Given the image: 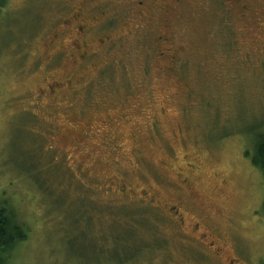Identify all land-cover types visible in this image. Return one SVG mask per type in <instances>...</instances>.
Listing matches in <instances>:
<instances>
[{"label":"rangeland","instance_id":"obj_1","mask_svg":"<svg viewBox=\"0 0 264 264\" xmlns=\"http://www.w3.org/2000/svg\"><path fill=\"white\" fill-rule=\"evenodd\" d=\"M139 1L2 8L4 264H264V0Z\"/></svg>","mask_w":264,"mask_h":264},{"label":"trees","instance_id":"obj_2","mask_svg":"<svg viewBox=\"0 0 264 264\" xmlns=\"http://www.w3.org/2000/svg\"><path fill=\"white\" fill-rule=\"evenodd\" d=\"M7 0H0V12L6 5ZM244 9H249L244 5ZM242 8V7H240ZM254 150L252 154L253 164L262 172L264 176V127L259 128L254 133ZM27 238V233L23 227L13 220L4 210L0 211V264H4L1 254L5 250L14 248L18 242Z\"/></svg>","mask_w":264,"mask_h":264},{"label":"flooded vegetation","instance_id":"obj_3","mask_svg":"<svg viewBox=\"0 0 264 264\" xmlns=\"http://www.w3.org/2000/svg\"><path fill=\"white\" fill-rule=\"evenodd\" d=\"M231 1V3H233V0H230ZM234 1H238V0H234ZM139 3H143V1L141 0V1H139ZM243 5H244V3H243ZM76 19H77V21H79V20H82L83 19V12H82V10H80V13L78 14V15H76ZM65 23V22H64ZM79 23V27H78V33H82L83 32V30H84V28H85V23H84V21H81V22H78ZM160 39H162V37H159ZM84 55H83V57L85 56V54H86V49H85V47H84ZM81 55V56H82ZM58 85H60V83H58ZM110 194H113V195H117V196H127V195H129V196H131V197H133L134 196V192H126V191H124L123 189H122V191H120V192H116V193H110V192H106L105 193V195H107L108 197L110 196ZM147 194H148V191H143L142 192V196L141 197H143L144 195L145 196H147ZM140 197V198H141ZM144 199V198H143ZM145 200H148L147 198L145 199ZM152 201V200H155L154 198H152V197H150L149 198V201ZM173 208H175V210L173 211V213H179V210H178V207H173ZM184 216H185V214L184 213H182V218H184Z\"/></svg>","mask_w":264,"mask_h":264}]
</instances>
